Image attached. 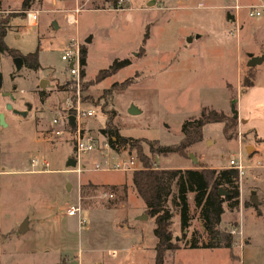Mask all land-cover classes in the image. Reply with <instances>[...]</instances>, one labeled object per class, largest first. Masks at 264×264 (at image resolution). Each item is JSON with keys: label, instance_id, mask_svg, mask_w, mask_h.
Here are the masks:
<instances>
[{"label": "rangeland", "instance_id": "1", "mask_svg": "<svg viewBox=\"0 0 264 264\" xmlns=\"http://www.w3.org/2000/svg\"><path fill=\"white\" fill-rule=\"evenodd\" d=\"M21 2L0 0L5 11L0 18L8 19L4 42L10 48V53L0 52V113L6 123H0V264H155L153 218L146 214L130 172L91 170L102 151L126 157L123 149H104L107 140L99 129L108 118L121 136L139 141L152 166L216 169L227 168L230 160L243 166L239 207L230 212L223 203L221 215V228L229 233L236 229L232 249L180 248L166 253L165 264H264V59L246 66L250 56H264V9L259 17H249L241 8L236 31L227 7L231 0H126L122 10L102 0H37L30 8L39 16L29 26ZM77 6L76 24L67 23V14ZM75 41L86 49L82 101L94 108L86 124L98 140L97 149L82 155L81 165L88 170L81 173L66 166L73 158L70 134L57 137L50 126L62 108L59 86L68 82L67 63L60 57ZM37 47L39 68L23 64L17 69L15 52L26 55ZM125 58L129 65L93 81L99 70ZM248 73L257 84L245 94L239 81ZM126 79L135 81L122 92L103 94ZM41 80L47 81L44 88ZM234 100L238 120L231 139L224 137L222 123L212 122L202 127V139L180 154H150L140 141L178 144L186 119L199 116L203 108L231 115ZM35 158L48 163L47 171L40 172L39 166L33 171L29 162ZM87 183L97 186L84 187ZM69 205L79 206L83 222L64 213ZM190 208L187 233L202 232L197 212ZM26 219L29 229L25 223L20 232ZM171 230L180 235L176 213Z\"/></svg>", "mask_w": 264, "mask_h": 264}, {"label": "trees", "instance_id": "2", "mask_svg": "<svg viewBox=\"0 0 264 264\" xmlns=\"http://www.w3.org/2000/svg\"><path fill=\"white\" fill-rule=\"evenodd\" d=\"M34 1L22 0L20 10H28ZM116 6L117 0H102ZM228 18V17H227ZM8 30V19L0 18V52L10 53V49L4 42V37ZM148 37V31L144 33L142 43ZM140 49L144 48L140 47ZM38 51L21 55L15 52L14 56L21 55L25 59L28 68L36 70L39 68ZM13 56V57H14ZM130 60H114L107 68L97 72L93 81L98 83L105 78L115 74L120 69L130 64ZM80 64L82 66L81 76L83 77L86 64V49H80ZM252 68V67H248ZM135 75V79H136ZM133 79H126L120 83H112L104 89L103 94L112 92H122L134 83ZM66 82L59 86L61 90L66 89ZM253 84V76L248 73L240 81V87L244 91ZM43 93V92H42ZM234 106H235V100ZM220 122L223 124L222 132L226 139L235 137V127L237 119L223 111L210 108H203L200 115L186 119L182 126V138L178 144L160 145L155 140H140L147 144L150 154L167 156L175 153L180 154L183 150L202 139V127L208 123ZM101 137L107 140L111 149L120 150L126 147L131 151L142 169L131 172L133 187L145 206V212L153 218V234L156 238L155 264H165L166 253H173L180 248L187 249H208L218 248L232 249L234 238L226 229L221 228V215L224 212L223 203L228 211L233 212L239 207V185L238 172L233 168L212 169L207 167L200 168H159L148 163V159L143 155L138 145V140L130 137L121 136L117 127L108 118L105 126L99 129ZM260 140V139H258ZM261 141V140H260ZM73 155V152H72ZM97 185L87 183L84 187L96 188ZM109 187V186H108ZM117 189L116 186L109 187ZM124 188V187H123ZM122 188V189H123ZM219 189L226 194H219ZM197 212L200 220L202 232L192 230L189 234L188 228L192 219L190 206ZM177 214L179 219V233L174 235L171 230L172 217ZM260 215V213H258Z\"/></svg>", "mask_w": 264, "mask_h": 264}, {"label": "built area", "instance_id": "3", "mask_svg": "<svg viewBox=\"0 0 264 264\" xmlns=\"http://www.w3.org/2000/svg\"><path fill=\"white\" fill-rule=\"evenodd\" d=\"M232 3L228 5L229 12L235 15L241 8L247 9V14L249 17H259L262 14V10L264 9V2L259 4H242L240 0H231ZM126 0H117L116 6H112L110 3V8L114 10H122L124 9V3ZM80 8L78 6L71 10L66 17V21L69 24H76V14L79 12ZM4 10L0 9V17L4 14ZM24 18L27 25L32 26L36 24V21L39 16L38 10L28 9L24 11ZM237 30V27H236ZM61 60L67 63L66 71L68 73V84L66 85V89L62 90L64 96L62 98V108L60 115L57 117H53L50 121V126L52 128V133L59 137L65 133L70 134V139L73 145V159L75 160L76 172L81 173L88 169H85L84 166L81 165V158L83 154H86L92 150L97 149V136L93 134V132L87 127V121L92 119L94 116V108L91 106H84L82 101V76L81 69L82 66L80 64V44L78 41L70 42L64 48L61 54ZM73 117V123H69V117ZM110 147L107 142H105V148L108 150ZM125 151L126 157L118 158L114 157V155H110L109 153L100 152V160L96 162L92 171H122V172H133L135 170L142 169V165L139 163L136 156L129 151L126 147L121 148ZM115 161V162H114ZM30 166L33 167V171H35L38 166L41 171H47L48 163L46 161H39V159H32L30 162ZM227 168H233L238 172V176H241L243 173V166L239 161L230 160ZM104 197H112L111 193L103 192ZM64 213L68 216H80V208L79 206L69 205L64 209ZM80 219V218H79ZM84 220L80 219V222ZM235 229V228H234ZM232 229L230 233H234Z\"/></svg>", "mask_w": 264, "mask_h": 264}, {"label": "water", "instance_id": "4", "mask_svg": "<svg viewBox=\"0 0 264 264\" xmlns=\"http://www.w3.org/2000/svg\"><path fill=\"white\" fill-rule=\"evenodd\" d=\"M53 24L55 25V22H53ZM90 40H91V37H88V38L85 39V42L88 43V42H90ZM188 41H191V38H188ZM263 59H264V56H262V57L250 56L249 60L246 63V66L247 67H254L255 65L261 63L263 61ZM12 60H13V63L15 65V67L17 69H19L21 67V65H22L21 58L20 57H14ZM46 83H47L46 80H41L40 83H39L40 88H44ZM0 87H1V78H0ZM5 107H6V109H11V105L10 104H6ZM230 112L232 114V117L234 119L238 120V114H237V112L235 110V106H234V102L233 101L231 102V111ZM25 114H26L25 112H20L21 116H25ZM0 123L2 125L6 124L4 122V114L3 113H0ZM69 123H71V124L73 123V117L72 116L69 117ZM189 157L192 159V161L194 163L196 162V159H195V157L192 154H189ZM66 166L67 167H74L75 166V160L73 158H69L67 163H66ZM219 194L222 195V194H226V193L224 191H222L221 189H219ZM252 202L256 203V200H255L254 197H252ZM142 218H146V216H143ZM25 223H26V221H24V223L21 225V227L19 229L20 232L23 231V227L25 228Z\"/></svg>", "mask_w": 264, "mask_h": 264}, {"label": "crops", "instance_id": "5", "mask_svg": "<svg viewBox=\"0 0 264 264\" xmlns=\"http://www.w3.org/2000/svg\"><path fill=\"white\" fill-rule=\"evenodd\" d=\"M0 6L1 7H3L1 4H0ZM29 9H31V8H29ZM232 16V20H234L233 22L235 23V25H236V27H237V16H238V13H236L235 15H233L232 13H230ZM232 20H230V21H232ZM235 27V28H236ZM237 31V30H236ZM199 37V36H198ZM10 49V48H9ZM257 76V75H256ZM257 77H255V79L253 80V84L250 86V87H248V88H246L245 90H244V93L245 94H250V92H254V91H252V90H255V85L257 84V79H256ZM240 82V81H239ZM248 90H251L250 92L248 91ZM249 92V93H248ZM258 93V92H257ZM252 94H256V93H252ZM251 96H253V95H250V97ZM236 104V103H235ZM239 113H240V111H239ZM246 122H247V120H246ZM245 122V120H244V122H241V124H245L246 123ZM187 168H194V167H191V166H183V167H181L180 169H187ZM213 168H223V167H213ZM111 185V184H110ZM113 185H115V184H113ZM67 189H69V185H67ZM145 210V209H144ZM26 229L28 230L29 229V223H28V219H26Z\"/></svg>", "mask_w": 264, "mask_h": 264}, {"label": "flooded vegetation", "instance_id": "6", "mask_svg": "<svg viewBox=\"0 0 264 264\" xmlns=\"http://www.w3.org/2000/svg\"><path fill=\"white\" fill-rule=\"evenodd\" d=\"M14 57H20L21 60H22V65L25 64V59H24L21 55H16V56H14ZM14 57H13V58H14ZM13 58H12V59H13ZM25 65H26V64H25ZM0 91H1V89H0ZM28 108H30V107L28 106ZM12 112H13L14 114H20V112L16 111L15 109H13Z\"/></svg>", "mask_w": 264, "mask_h": 264}]
</instances>
